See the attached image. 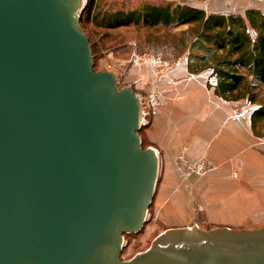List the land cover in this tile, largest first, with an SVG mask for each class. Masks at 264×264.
Listing matches in <instances>:
<instances>
[{"label": "water", "instance_id": "95a60500", "mask_svg": "<svg viewBox=\"0 0 264 264\" xmlns=\"http://www.w3.org/2000/svg\"><path fill=\"white\" fill-rule=\"evenodd\" d=\"M84 0H0V264H264V229H171L121 260L159 171L138 95L95 71Z\"/></svg>", "mask_w": 264, "mask_h": 264}, {"label": "rangeland", "instance_id": "374dc122", "mask_svg": "<svg viewBox=\"0 0 264 264\" xmlns=\"http://www.w3.org/2000/svg\"><path fill=\"white\" fill-rule=\"evenodd\" d=\"M90 1H83L85 8ZM216 2L222 4L223 7L219 8L227 14L242 13L225 7L223 0ZM96 4H98L97 11L100 9L108 12L129 11L139 6V0H96ZM207 12L218 11L209 9ZM80 27L90 46L92 45L95 71L113 73L119 88H131L127 85L131 82L134 84L133 82L139 79L137 74L139 64L145 66L148 63L154 70L163 74L171 71L180 60L187 59L186 56H181L178 60L174 59L168 43L164 42L167 37L157 40L154 39L153 33L152 38H147V32L139 31L134 27L104 29L97 26L92 19L87 21V11L82 14ZM160 67H164L165 71L161 72ZM204 73L202 80L214 84L215 81L206 75L209 72ZM148 76L149 82L146 83L148 88H145L144 92L140 90L137 92L134 87L131 88L139 99L141 124L139 134L143 149L151 147L146 130L153 120L155 111L159 112L164 105L159 107L150 102L149 91L157 85V80L155 76L151 77L147 74ZM259 95L261 102L258 104H251L247 99L230 102L231 114L238 119L251 120L253 112L264 103V87ZM195 103L192 105V111L194 110L192 115L194 113H197L196 116L201 115V110L206 108V105L203 102ZM167 110L168 106L163 108V111ZM185 112L187 114V111ZM259 133L264 135V126ZM176 160L178 161V158ZM202 162L203 166L199 173L187 175L179 169L178 162L175 161V168L167 170L159 158L157 184L152 203L148 208L146 222L139 232L124 234L122 261L130 260L138 253L146 251L161 233L171 229L197 227L203 231L229 229L238 232L264 229V193L260 191L263 186H249L253 176L246 170L250 167L243 168L241 164L234 168L229 167V171L225 174H219V171L211 168L209 160L200 163ZM195 163L199 162L192 164ZM234 169L238 170L237 172L241 169L245 170L234 174L232 173ZM196 180L198 182L194 184L193 181ZM167 181L168 186H163Z\"/></svg>", "mask_w": 264, "mask_h": 264}, {"label": "trees", "instance_id": "16d2710c", "mask_svg": "<svg viewBox=\"0 0 264 264\" xmlns=\"http://www.w3.org/2000/svg\"><path fill=\"white\" fill-rule=\"evenodd\" d=\"M97 6L96 0H91L84 8L82 14L87 11V21L92 19L104 29L138 28L147 32V38H152L153 33L157 40L167 37L164 42L174 59L186 56L189 74H211L215 83H209L208 87L217 97L226 102L244 99L251 104L261 102L259 93L264 87L261 10L207 12L171 0H139V6L129 11H97ZM251 126L255 134L262 135L259 131L264 126V103L253 112Z\"/></svg>", "mask_w": 264, "mask_h": 264}, {"label": "crops", "instance_id": "0c3cea01", "mask_svg": "<svg viewBox=\"0 0 264 264\" xmlns=\"http://www.w3.org/2000/svg\"><path fill=\"white\" fill-rule=\"evenodd\" d=\"M171 1L206 11L211 9L226 13L220 9L223 6L216 0ZM223 3L228 9L242 13L247 9L264 12V0H223ZM137 74L139 79L127 86L134 87L137 92H144L145 88H148L146 83L149 82V74L157 80V85H154L152 91L161 92L156 105H164L159 112L155 111L146 135L167 170L175 168V161L177 162L180 152H184L189 163L209 160L211 168L219 171V174L227 173L229 167L243 164V168L250 167L246 172L253 176L249 186H263L260 191L264 193V135L257 137L253 133L250 119L235 118L231 114L230 102L217 97L213 89H209L210 82L207 83L205 78L206 81L202 80V73L189 74L185 59L163 74L154 70L148 63L145 66L139 64ZM206 75L211 78L210 73ZM194 102H203L206 105V108L201 110V115H192ZM166 106L168 110L163 111ZM244 170L237 172L238 170L234 169L232 173L239 174ZM193 182L197 184L198 181ZM167 184L168 181L163 186H168Z\"/></svg>", "mask_w": 264, "mask_h": 264}, {"label": "built area", "instance_id": "2783aa9c", "mask_svg": "<svg viewBox=\"0 0 264 264\" xmlns=\"http://www.w3.org/2000/svg\"><path fill=\"white\" fill-rule=\"evenodd\" d=\"M154 61V60H153ZM155 63H159V61H155ZM165 67V66H164ZM164 67H160L161 72L165 71ZM161 95V92L159 91H151L149 93V100L152 104H157L159 101V96ZM178 167L180 170H182L183 172H185L187 175H191L192 173H199L202 169L203 166V162L202 163H189L188 161H186L185 159V155L184 152H180L178 155Z\"/></svg>", "mask_w": 264, "mask_h": 264}]
</instances>
